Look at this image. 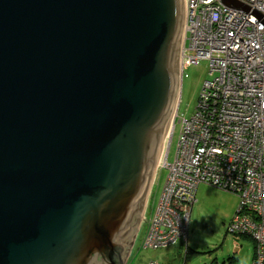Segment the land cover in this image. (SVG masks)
<instances>
[{"label": "water", "instance_id": "1", "mask_svg": "<svg viewBox=\"0 0 264 264\" xmlns=\"http://www.w3.org/2000/svg\"><path fill=\"white\" fill-rule=\"evenodd\" d=\"M183 25L184 0H0V264H126Z\"/></svg>", "mask_w": 264, "mask_h": 264}, {"label": "built area", "instance_id": "2", "mask_svg": "<svg viewBox=\"0 0 264 264\" xmlns=\"http://www.w3.org/2000/svg\"><path fill=\"white\" fill-rule=\"evenodd\" d=\"M237 1L241 6L184 0L180 71L207 59L210 78L192 116L178 119L174 161L167 163L166 147L154 173L152 183L160 167L168 169L150 218L146 200L139 225L146 224L144 249L187 240L196 189L206 183L240 198L227 232L249 237L252 264H264V0ZM176 117L175 112L172 128ZM145 264L162 263L150 259Z\"/></svg>", "mask_w": 264, "mask_h": 264}, {"label": "rangeland", "instance_id": "3", "mask_svg": "<svg viewBox=\"0 0 264 264\" xmlns=\"http://www.w3.org/2000/svg\"><path fill=\"white\" fill-rule=\"evenodd\" d=\"M209 71L207 59H198L182 70L177 117L167 144V163L174 161L181 128L178 119L190 118L194 113L203 83L210 78ZM171 116L165 128H168ZM167 174L165 166L160 167L156 173L145 210L148 218L155 211ZM195 198L190 212L187 240H180L165 248L144 249L141 245L146 230L144 223L137 230L126 264H145L150 259L159 260L162 264H183L186 247L190 254L185 264H252V240L247 236L227 232V224L237 211L240 198L235 193L206 183L198 185Z\"/></svg>", "mask_w": 264, "mask_h": 264}, {"label": "bare ground", "instance_id": "4", "mask_svg": "<svg viewBox=\"0 0 264 264\" xmlns=\"http://www.w3.org/2000/svg\"><path fill=\"white\" fill-rule=\"evenodd\" d=\"M182 38H183V32H182ZM178 97H179V85L177 87L176 98H175V101H174V103L172 105V108H171V111H170V114L168 116L167 121L169 120L170 115H172L171 116V120L169 122V125L167 126L168 128H165V126L167 124V121H166L165 126H164V130L165 131L163 130V134L164 135L162 134V138H161V141H160V146H159V150H158L157 157H156V161H155V167H154L153 177H154V173L156 172V169L158 168V166H159V164L161 162V159H162V156L164 155L165 149L168 146L167 145L168 141H166V139H167V137H168V135H169V133H170V131L172 129V118H173V115L175 113V108H176V105H177V102H178ZM153 177H152V180H153Z\"/></svg>", "mask_w": 264, "mask_h": 264}, {"label": "trees", "instance_id": "5", "mask_svg": "<svg viewBox=\"0 0 264 264\" xmlns=\"http://www.w3.org/2000/svg\"><path fill=\"white\" fill-rule=\"evenodd\" d=\"M189 254H190V250L188 249V247H186V248H185V253H184V261H183V264L186 263Z\"/></svg>", "mask_w": 264, "mask_h": 264}, {"label": "crops", "instance_id": "6", "mask_svg": "<svg viewBox=\"0 0 264 264\" xmlns=\"http://www.w3.org/2000/svg\"><path fill=\"white\" fill-rule=\"evenodd\" d=\"M164 264V263H163Z\"/></svg>", "mask_w": 264, "mask_h": 264}]
</instances>
